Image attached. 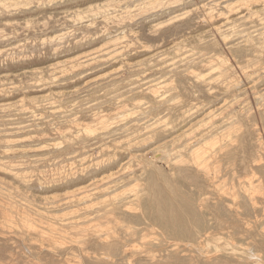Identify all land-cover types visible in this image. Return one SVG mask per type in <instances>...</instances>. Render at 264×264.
Masks as SVG:
<instances>
[{"label": "bare ground", "instance_id": "bare-ground-1", "mask_svg": "<svg viewBox=\"0 0 264 264\" xmlns=\"http://www.w3.org/2000/svg\"><path fill=\"white\" fill-rule=\"evenodd\" d=\"M218 1L220 21L190 36L192 45L174 41L100 77L119 84L128 77V90L113 98L114 122L100 120L97 134L82 130L87 142L102 135L109 144L85 147L79 156L90 154L93 162L66 177L64 187L71 190L40 195L49 212L72 210L68 215L54 217L56 225L41 222L32 228L25 222L32 229L28 234L43 237L38 247L51 262L77 249V264H264V0L213 2ZM188 14L165 21L162 36L191 28L192 19L174 21ZM214 38L225 46L241 80L227 59L211 53L217 47ZM103 51L71 67L119 61L126 47L115 43ZM159 70L160 77L144 78L146 71ZM63 76L54 74L50 81ZM95 80L87 87L99 89L101 82ZM75 92L0 103V115L31 113L24 102L47 101L53 109L51 100ZM51 141L52 148L60 144ZM20 143L10 139L5 147L20 154L47 147L17 149Z\"/></svg>", "mask_w": 264, "mask_h": 264}, {"label": "rangeland", "instance_id": "rangeland-1", "mask_svg": "<svg viewBox=\"0 0 264 264\" xmlns=\"http://www.w3.org/2000/svg\"><path fill=\"white\" fill-rule=\"evenodd\" d=\"M76 1L79 0H0V79L7 76L3 79L6 85L0 87V103L76 90L60 100H51L53 109L47 101L34 106L24 102L31 113L0 115V264L80 263L81 254L77 249L51 262L38 247L43 237L28 234L32 229H27L25 222H30L32 228L41 222L56 225L54 217L68 215L72 210L49 212L40 201V195H60L62 191L71 190L73 187H64L66 177L79 173L94 158L90 154L79 156L86 152L85 147L91 142L109 144V138L102 135L93 136L95 140L87 142L89 137L82 130L89 128L97 134L102 128L100 120L108 124L114 122L118 110L113 98L116 99L114 96L120 91L128 90L125 87L128 77L121 84L115 80V83L102 81L100 77L115 72L121 63L142 60L166 50L174 41L183 40L184 45H192L190 36L203 33L210 25L218 23L217 12L222 7L221 1L214 0H179L171 4L166 0L159 4H152V0ZM99 3L105 6L95 7ZM187 11L188 17L174 21L192 19L191 28L176 36H162L168 28H165L168 24L165 21ZM214 39L217 47L211 53L227 59L240 78L225 46ZM115 43L117 47H126L119 61L93 64L84 69L71 67L83 59L98 58ZM33 70L39 72L32 73ZM61 72L63 78L50 81L54 74ZM161 75V70L146 71L144 78L154 79ZM94 79L101 82V89L87 87L86 83ZM37 82L40 83L35 86ZM114 85H119L115 91ZM10 139L21 141L17 149L47 147L20 154L5 147ZM47 140L60 144L52 148ZM208 245L213 246L214 242L209 241Z\"/></svg>", "mask_w": 264, "mask_h": 264}]
</instances>
